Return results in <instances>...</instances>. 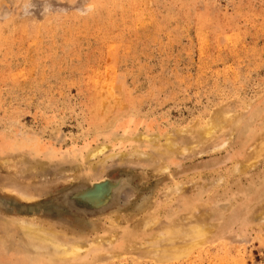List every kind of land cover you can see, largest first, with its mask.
<instances>
[{"label":"rangeland","instance_id":"374dc122","mask_svg":"<svg viewBox=\"0 0 264 264\" xmlns=\"http://www.w3.org/2000/svg\"><path fill=\"white\" fill-rule=\"evenodd\" d=\"M262 141L264 0H0V264H264ZM200 217L187 256L149 248Z\"/></svg>","mask_w":264,"mask_h":264},{"label":"bare ground","instance_id":"6f19581e","mask_svg":"<svg viewBox=\"0 0 264 264\" xmlns=\"http://www.w3.org/2000/svg\"><path fill=\"white\" fill-rule=\"evenodd\" d=\"M214 114V113H213ZM220 117L216 115H214V117H212V119H210L205 126H198L200 127L199 128V131L201 132L200 133V139L202 140H205V141H209L211 140L213 134L218 130V129H222V123L221 122V119H219ZM223 118V117H221ZM229 121V119H228ZM227 121V122H228ZM225 122V121H224ZM226 123V122H225ZM224 123V124H225ZM226 125V124H225ZM230 127V122L229 124ZM228 128H226L224 131H226L228 129V131L230 130ZM224 129V128H223ZM145 137V136H144ZM143 137V138H144ZM138 138V137H137ZM211 138V139H210ZM144 139H148L147 141H152V138H144ZM172 138L169 139V141L167 142V145L165 146V150L163 151L164 153H160L161 155H169V154H174L177 150V148L174 147V144L171 140ZM204 141V142H205ZM149 143V142H148ZM153 144V142H151ZM155 145V144H153ZM107 149V146L105 145H101L99 146L97 149L95 150H92L90 151V153L88 154V158H92V157H95L96 155H98L99 153L101 152H104V150L106 151ZM264 150V141H262L260 143V147L259 149L257 148L256 152H253L254 156L257 155L258 156V152ZM166 153V154H165ZM262 154V152H261ZM260 154V155H261ZM256 156V157H257ZM252 158V157H251ZM254 161V157L253 159H251ZM253 161H251V163H253ZM251 163H246L244 165L246 166H243V167H239L240 169H246L249 165L252 166ZM240 169H237L240 170ZM99 177V176H98ZM102 178V177H101ZM100 178V179H101ZM99 179V181L97 183H94L92 182L93 184H95L94 186H92V188L90 189H86V190H83L81 192L78 193V195L76 196H79V198L83 201H86V202H90L92 205L95 204V205H101L102 202L104 203L106 198L112 194L113 191L116 190V187L118 186V183H112L110 181H108L109 179L107 180H103L105 178H102L101 180ZM96 181V180H95ZM104 181V182H103ZM108 181V182H107ZM115 181V180H113ZM129 181V180H128ZM101 182V183H100ZM131 182V181H130ZM100 183V184H99ZM127 186V185H125ZM129 186V185H128ZM132 186V185H131ZM180 187V186H179ZM123 189V188H122ZM68 192V191H67ZM120 193V192H119ZM115 194V193H114ZM146 194V193H145ZM74 195V194H73ZM147 195V194H146ZM112 196V195H111ZM143 196V195H142ZM114 199V198H113ZM144 200V199H143ZM142 200V201H143ZM67 201V200H66ZM107 201V200H106ZM81 205V204H80ZM106 205V204H105ZM128 205V204H127ZM21 206V205H20ZM145 207V206H144ZM148 207V206H147ZM142 208V207H141ZM37 211V210H35ZM207 212V211H206ZM205 214V212H203ZM200 214V213H199ZM203 214V215H204ZM187 217V216H186ZM192 217V216H191ZM198 217V216H197ZM203 217V216H202ZM200 217V219L198 220V222H196L193 227H189V230H185V232L182 230L179 231L177 228L175 230H172L171 231V237H168V241H170V243H167L166 240H164V242H162L161 240H163V238L158 239L159 237L157 236L156 238H152L150 241V244L152 245L151 247H149L150 249H153L154 253L156 251H158L160 254V256H162V258H180L182 256H184L186 254V256L188 255V251H190V249H193L196 245L199 246V244L201 245V243L208 238V236L212 233V230L209 226V224L206 223L205 221V217L202 218ZM84 219V218H83ZM155 219V218H154ZM85 220V219H84ZM146 220V219H145ZM31 221V219H30ZM180 221V220H179ZM17 222V221H16ZM156 222V221H155ZM184 222V221H183ZM24 222H19V224H17L19 227H16L17 229L20 230L21 232V235L24 237L23 239H25L24 241L27 243V244H30L31 246H33L34 243H36L38 240H41L43 243H47V245L45 244V246H53V247H56V248H61L62 250L66 249L67 247L63 244L64 242H62L61 240L63 239H60L57 241L56 238H53L54 237V230L53 232L46 229V227H44L43 225H40V224H34V223H28V222H25V224H22ZM146 223V222H145ZM181 223V222H180ZM152 224V222H151ZM179 224V223H178ZM190 224V223H189ZM153 225V224H152ZM164 227V226H163ZM159 228V227H158ZM172 228V227H171ZM166 229V228H165ZM169 229V228H168ZM52 230V229H51ZM178 230V231H177ZM170 231V230H169ZM158 233V231H157ZM169 235V233H166V235ZM186 236V237H185ZM164 237V236H163ZM171 239V240H169ZM4 242V241H3ZM93 242V241H92ZM166 242V243H165ZM75 243V242H74ZM109 243V242H108ZM149 243V241H148ZM231 243V242H230ZM67 244H71V243H66ZM87 246H88V243L86 242ZM90 244V243H89ZM93 244V243H92ZM149 244V245H150ZM6 246V245H5ZM5 246L0 243V248L4 249ZM71 248L68 249V250H65L67 253L69 251V253L71 254L72 252H70L71 250H77V251H82L86 245H84V243H75L74 245L71 244L70 245ZM137 246V245H136ZM143 246V245H142ZM145 246V244H144ZM143 246V247H144ZM30 247V246H29ZM108 247V246H107ZM49 248V247H47ZM46 248V249H47ZM69 248V247H68ZM88 248V247H87ZM149 248L147 250H149ZM86 249V248H85ZM195 249V248H194ZM41 250V249H40ZM61 250V252H62ZM45 251V250H44ZM74 252V251H73ZM47 253V252H46ZM64 255L66 256V253L63 252ZM68 253V254H69ZM77 253V252H76ZM90 253V252H89ZM190 253V252H189ZM62 254V253H61ZM78 254V253H77ZM118 254V253H117ZM157 254V252H156ZM34 255V254H33ZM63 255V254H62ZM119 255V254H118ZM42 256V255H41ZM40 256V257H41ZM70 256V255H69ZM68 256V257H69ZM81 256V255H80ZM110 256V255H109ZM71 257H75V256H71ZM115 256H113L114 258ZM159 257V256H158ZM60 258V257H59ZM58 258V259H59ZM116 258V257H115ZM107 259V258H106ZM111 259V258H110ZM157 259V258H156ZM30 260V259H29ZM155 260V259H154ZM158 260V259H157ZM169 260V259H168Z\"/></svg>","mask_w":264,"mask_h":264}]
</instances>
